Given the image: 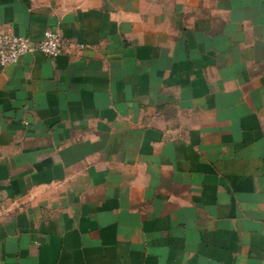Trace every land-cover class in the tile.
Returning <instances> with one entry per match:
<instances>
[{
	"label": "crops",
	"instance_id": "crops-1",
	"mask_svg": "<svg viewBox=\"0 0 264 264\" xmlns=\"http://www.w3.org/2000/svg\"><path fill=\"white\" fill-rule=\"evenodd\" d=\"M66 40L0 64V264H264V0H0Z\"/></svg>",
	"mask_w": 264,
	"mask_h": 264
},
{
	"label": "built area",
	"instance_id": "built-area-1",
	"mask_svg": "<svg viewBox=\"0 0 264 264\" xmlns=\"http://www.w3.org/2000/svg\"><path fill=\"white\" fill-rule=\"evenodd\" d=\"M65 44L66 40L57 30L48 29L40 40L34 41L0 27V64L16 63L21 56L34 52L53 58L62 52Z\"/></svg>",
	"mask_w": 264,
	"mask_h": 264
}]
</instances>
